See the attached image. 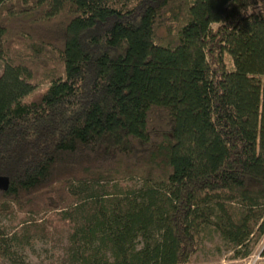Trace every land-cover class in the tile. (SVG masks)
Segmentation results:
<instances>
[{"label":"trees","instance_id":"16d2710c","mask_svg":"<svg viewBox=\"0 0 264 264\" xmlns=\"http://www.w3.org/2000/svg\"><path fill=\"white\" fill-rule=\"evenodd\" d=\"M0 61V218L30 220L0 260L41 213L67 232L51 264L264 237V0H0Z\"/></svg>","mask_w":264,"mask_h":264},{"label":"rangeland","instance_id":"374dc122","mask_svg":"<svg viewBox=\"0 0 264 264\" xmlns=\"http://www.w3.org/2000/svg\"><path fill=\"white\" fill-rule=\"evenodd\" d=\"M1 67L2 61H0V72ZM48 216H52V219H48ZM30 219L36 222V226L40 227L39 229H44V232L47 233L46 237L41 238L38 234H33L30 246L14 248L17 257L16 262L0 260L1 264H51L56 257L62 255L67 232L56 222L57 218L51 213H41ZM29 222V218L25 215L14 212L0 218V228L9 234ZM263 243L264 237L248 257L238 259L233 258L232 253L227 250L218 237L211 234L199 241L188 264H264V258L258 254Z\"/></svg>","mask_w":264,"mask_h":264},{"label":"water","instance_id":"95a60500","mask_svg":"<svg viewBox=\"0 0 264 264\" xmlns=\"http://www.w3.org/2000/svg\"><path fill=\"white\" fill-rule=\"evenodd\" d=\"M7 186V179L0 178V188H5Z\"/></svg>","mask_w":264,"mask_h":264}]
</instances>
